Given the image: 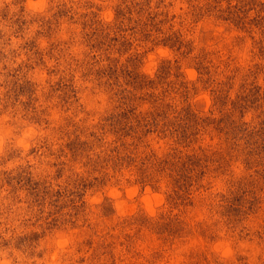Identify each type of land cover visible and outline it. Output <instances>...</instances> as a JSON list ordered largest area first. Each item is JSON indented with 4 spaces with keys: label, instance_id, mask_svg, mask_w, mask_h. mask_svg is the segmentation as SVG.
I'll return each instance as SVG.
<instances>
[{
    "label": "rangeland",
    "instance_id": "obj_1",
    "mask_svg": "<svg viewBox=\"0 0 264 264\" xmlns=\"http://www.w3.org/2000/svg\"><path fill=\"white\" fill-rule=\"evenodd\" d=\"M0 0V260L264 264V0Z\"/></svg>",
    "mask_w": 264,
    "mask_h": 264
},
{
    "label": "clouds",
    "instance_id": "obj_2",
    "mask_svg": "<svg viewBox=\"0 0 264 264\" xmlns=\"http://www.w3.org/2000/svg\"><path fill=\"white\" fill-rule=\"evenodd\" d=\"M28 6L30 8L39 7V2L33 3V0H28ZM16 138L13 137L9 139L7 142L3 137H0V170L9 169L15 167L18 160L14 159L12 156V152L16 147ZM0 264H8L7 260H0Z\"/></svg>",
    "mask_w": 264,
    "mask_h": 264
}]
</instances>
